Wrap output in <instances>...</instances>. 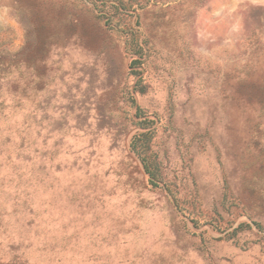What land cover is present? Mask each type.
Masks as SVG:
<instances>
[{
  "label": "rangeland",
  "instance_id": "obj_1",
  "mask_svg": "<svg viewBox=\"0 0 264 264\" xmlns=\"http://www.w3.org/2000/svg\"><path fill=\"white\" fill-rule=\"evenodd\" d=\"M0 264H264V0H0Z\"/></svg>",
  "mask_w": 264,
  "mask_h": 264
}]
</instances>
